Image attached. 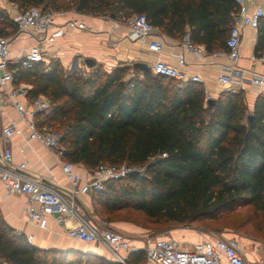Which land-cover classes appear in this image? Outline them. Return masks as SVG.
I'll return each instance as SVG.
<instances>
[{"label": "trees", "instance_id": "1", "mask_svg": "<svg viewBox=\"0 0 264 264\" xmlns=\"http://www.w3.org/2000/svg\"><path fill=\"white\" fill-rule=\"evenodd\" d=\"M10 1L24 8L75 9L119 20L143 14L170 37L188 32L190 42L209 53L225 50L235 10L233 0ZM6 20L0 11V21ZM263 51L264 16L256 29L253 54ZM41 64L19 68L15 83L30 85L29 99L42 94L50 100V111L37 116L36 123L62 129L61 157L89 170L99 163L143 167L142 173L107 180L101 190L90 192L93 210L108 222L121 213H137L149 226L167 229L216 220L240 207L264 215V93L244 114L242 90H221L209 105L201 83L178 82L152 74L150 68L135 76L129 75L132 69L139 71L133 66L117 65L108 71L97 65L81 77L66 71L58 59H51L46 69ZM129 260L143 262V251L130 254ZM0 261L112 264L89 251L34 247L1 213Z\"/></svg>", "mask_w": 264, "mask_h": 264}, {"label": "built area", "instance_id": "2", "mask_svg": "<svg viewBox=\"0 0 264 264\" xmlns=\"http://www.w3.org/2000/svg\"><path fill=\"white\" fill-rule=\"evenodd\" d=\"M235 10L231 14L230 27L225 38V50L214 51L215 56H224L230 65L223 66L217 76V82L222 90L242 89V79L233 77L232 73L240 72L236 68L239 60V48L242 28L256 30L259 19L264 16V0H233ZM76 12L75 9H72ZM64 10L43 11L40 6L31 5L22 9L11 18L14 31L11 35L23 32L31 34L34 44L26 50H21L16 58H10L9 36L0 35V114L3 106L9 105L15 112L17 119H8L0 125V137L9 140L12 137H22L25 141H37L45 148L62 155L60 137L56 131L46 127H39L36 117L47 114L51 109V102L45 95L39 94L34 98H27L30 85L15 83V73L19 68H31L37 62H46L48 48L64 35L63 25L56 21L57 16L63 15ZM130 40H146L153 32V25L145 15L133 13L126 19ZM70 23L78 29H86L82 21L71 20ZM181 43L187 51L205 52L189 40V33L181 37ZM147 49L160 53L163 42L150 39ZM250 64H264V51L253 54ZM186 60L183 54L176 55L174 63L161 59L155 60L149 67L152 74L172 78L178 82H201L198 74H189L185 70ZM249 81L264 91V75L254 73ZM237 86V87H236ZM212 97L204 93L206 103ZM23 122V125L18 122ZM26 162L14 163L12 151L9 147L0 149V183L7 193L23 196L25 200V220L27 223L46 229L48 218L52 217L58 224H63L66 218L74 220V224L65 228V235L73 240L93 244L103 248L111 255L112 264H264V260L249 261L245 259L243 250L232 239L224 236H213L189 245L169 235L152 236L144 234V245H132L129 238L119 231L108 227H98L81 213L77 202V195L102 189L107 180H118L131 172L142 173L143 167L126 163H99L94 169L88 170L82 177L75 171L74 163L64 160L61 170L68 182L67 193L47 187L38 179L27 176ZM22 234L28 243L32 242V234ZM143 251L144 261L129 260V255Z\"/></svg>", "mask_w": 264, "mask_h": 264}, {"label": "crops", "instance_id": "3", "mask_svg": "<svg viewBox=\"0 0 264 264\" xmlns=\"http://www.w3.org/2000/svg\"><path fill=\"white\" fill-rule=\"evenodd\" d=\"M22 9V6L10 0H0V11L7 16L6 21H0V32L8 33L4 36L10 38V58L18 57L21 50H26L34 44V38L27 32L19 33L14 37L11 36L14 31L11 18ZM71 20L82 21L86 25V29L75 28L70 23ZM56 21L58 24L63 25L64 35L48 48L45 58L47 64L42 62L45 64L44 69L47 68L51 59H58L63 68L69 73H83L95 68L97 65L109 71L117 65L133 66L135 62L145 63L149 68L157 59L174 63L176 55L183 54L186 60L185 70L189 74H198L201 77L200 83L204 93H208L212 98H215L222 90V86L217 82V76L223 66L230 65L227 58L215 56L213 52L196 53L187 51L181 43V38L170 37L156 27L146 40L140 41L128 38L129 28L124 20L111 18L110 16L91 15L67 9L64 10L63 15L57 16ZM150 39L163 42V50L160 53L147 49V42ZM255 39L256 30L247 27L242 28L239 48L240 57L235 64L240 72L232 73L233 77L242 79L240 85L243 88L235 89V91H243L246 112L248 113L252 111L255 97L259 93H264L249 81L254 73L264 75V64L254 66L250 64ZM89 60H93L94 63L91 64ZM138 72L140 76V70ZM129 75H133L131 71ZM2 108L0 125L5 124L8 119H17L15 112L9 105ZM18 124L23 125V122L19 121ZM3 147L11 149L14 163L26 162L24 173L27 176L40 180L47 187L54 188L64 194L67 193L68 182L61 170L64 159L56 151L45 148L37 141H25L24 138L19 136L12 137L9 140H2L0 137V149ZM74 167L75 171L82 177H85L89 170L78 163H74ZM90 192L79 194L76 199L81 213H84L91 220L90 214L93 212V207ZM25 204L23 196L7 193L0 183V213L3 220L16 232L21 231L25 234H32V242L30 243L32 246L40 249L89 251L112 262L111 255L103 248L73 240L65 235V228L75 222L72 219L66 218L63 224H58L52 217H49L46 229H40L27 223L25 220ZM107 226L129 238L132 245L138 247L144 245L143 236L147 233L146 228L131 222L118 221L108 222ZM171 235L177 240L187 238L192 243L203 240L198 238L195 231L188 226H180L178 229H174ZM237 245L243 250L246 260H264L262 252L257 250L247 252L238 243Z\"/></svg>", "mask_w": 264, "mask_h": 264}, {"label": "rangeland", "instance_id": "4", "mask_svg": "<svg viewBox=\"0 0 264 264\" xmlns=\"http://www.w3.org/2000/svg\"><path fill=\"white\" fill-rule=\"evenodd\" d=\"M44 66L45 64L42 63L40 67L42 68ZM94 69L95 68H92L86 72L76 74L81 77H86ZM103 69L107 70L105 68ZM131 73L135 76H139V72L136 70L132 69ZM244 114H246V111H244ZM44 127L50 128L51 130L62 134V129L57 125ZM90 216L93 224L97 225L98 227L107 226V216L99 215L98 212L94 210ZM126 218H130L131 220L145 224L147 226L146 234H150L152 236H172L171 233L174 231V229H178L180 227L176 226L162 229L158 225L149 226L148 223H145L143 218L137 213H132L128 216H126L125 213H121L119 216H114L110 219L118 222H129L125 220ZM188 227L195 231L197 237L200 239L211 238L213 236H224L225 238H230L237 242L247 252H254L257 250L264 254V215L261 213H255L250 207H240L234 212L220 215L216 220L205 221L204 223ZM180 241L187 243V245L192 243V241L188 240L187 238L180 239Z\"/></svg>", "mask_w": 264, "mask_h": 264}, {"label": "water", "instance_id": "5", "mask_svg": "<svg viewBox=\"0 0 264 264\" xmlns=\"http://www.w3.org/2000/svg\"><path fill=\"white\" fill-rule=\"evenodd\" d=\"M110 17L111 18H114L112 15ZM89 61H90L91 64L94 63L93 60H89ZM133 67L139 69L140 71H144L145 69L148 68L145 63H141V62H135V63H133ZM206 103L209 104V105L210 104H213L214 103V99L213 98L212 99H209ZM250 119H251V115L247 117V120L248 121H250ZM0 264H1V261H0Z\"/></svg>", "mask_w": 264, "mask_h": 264}]
</instances>
